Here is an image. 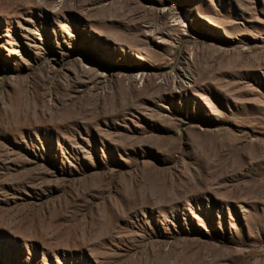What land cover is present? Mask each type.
Here are the masks:
<instances>
[{
  "label": "rangeland",
  "instance_id": "obj_1",
  "mask_svg": "<svg viewBox=\"0 0 264 264\" xmlns=\"http://www.w3.org/2000/svg\"><path fill=\"white\" fill-rule=\"evenodd\" d=\"M0 264H264V0H0Z\"/></svg>",
  "mask_w": 264,
  "mask_h": 264
}]
</instances>
